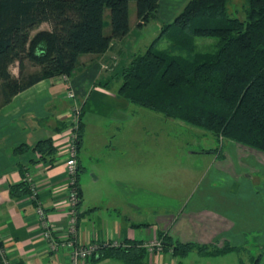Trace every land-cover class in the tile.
<instances>
[{"label": "crops", "instance_id": "1", "mask_svg": "<svg viewBox=\"0 0 264 264\" xmlns=\"http://www.w3.org/2000/svg\"><path fill=\"white\" fill-rule=\"evenodd\" d=\"M183 1L179 0L180 3ZM151 21H155L157 30L161 23L155 19ZM165 22L168 21L162 23ZM134 23L135 15L128 16V33L113 40L104 53L78 56L75 70L66 81L57 77L42 79L0 104V238L4 257L10 264L66 262L64 251L52 253L47 250L35 213L38 203L51 235L56 239L66 237L68 176L64 154L57 151L63 144L62 131L70 105L65 90L69 86L82 102L76 154L78 182L82 165L96 161L100 166L95 160L101 152L99 148L106 145L113 148L112 141H115L113 146L124 147L125 138L128 139L134 108L116 93L119 80L114 69H104L111 61L113 64V60L116 67L127 62L130 56L125 59L121 45L130 42L133 50L136 45L141 48L145 26L136 31ZM102 119H108V122L103 123ZM122 136L125 138L121 144ZM46 138H50L55 147L51 164L38 161L31 150L35 142ZM216 144V149L203 150L212 163L197 179L196 186L186 195L171 196L176 205L156 211L153 224L140 217V204L127 202L124 193H117L120 179H113L115 183L111 182L110 191L94 192L84 208L80 207L83 191L78 183L81 197L77 211L81 214L76 219L75 242L116 245L141 241L146 247L141 264H202V261L227 264L224 257L233 252L214 256L189 252L177 258L169 248L150 245L157 241L156 233L163 231L171 240L217 247L224 243L233 246L246 242L262 244L260 264H264V153L225 139ZM99 169L101 173L103 168ZM96 179L98 175L93 176V180ZM22 181L29 193L11 196L10 187ZM31 188L34 189L33 198ZM111 192L118 194L116 201L110 197ZM149 247L152 248L147 249ZM85 264L124 263L90 255Z\"/></svg>", "mask_w": 264, "mask_h": 264}, {"label": "trees", "instance_id": "2", "mask_svg": "<svg viewBox=\"0 0 264 264\" xmlns=\"http://www.w3.org/2000/svg\"><path fill=\"white\" fill-rule=\"evenodd\" d=\"M129 1L0 0V104L42 79L70 76L78 56L100 55L113 40L123 38L129 31ZM133 1L137 31L156 18L158 0ZM227 3L187 0L170 21L160 24L147 46L119 66L116 93L138 107L202 129L216 143L230 140L264 153V0H243L242 19L229 15ZM41 23L49 28L37 29ZM196 37L214 38L213 49L197 51ZM161 39L167 41L163 49L156 47ZM25 62L38 70L24 74ZM13 63L16 76L9 72ZM79 138L80 123L78 143ZM31 150L38 161L52 163L50 138L38 140ZM76 177L75 172L77 219L81 193ZM16 193H29L23 181L10 187V195ZM156 236L161 249L169 248L177 258L190 251L214 256L244 249L171 240L163 231ZM145 251L141 241H130L97 244L91 255L141 264ZM260 255L250 254L249 264H260ZM237 264L244 262L238 258Z\"/></svg>", "mask_w": 264, "mask_h": 264}, {"label": "rangeland", "instance_id": "3", "mask_svg": "<svg viewBox=\"0 0 264 264\" xmlns=\"http://www.w3.org/2000/svg\"><path fill=\"white\" fill-rule=\"evenodd\" d=\"M184 1L180 3L179 0L174 2L158 0L155 20L159 23L170 21L181 10ZM227 9L231 17L239 19L244 17L243 0H228ZM134 15L135 3L132 0L128 3V16L132 18ZM166 17L169 18L166 19ZM103 20L106 23L103 32L106 33L109 30L107 9L103 12ZM155 24V21H149L142 29L141 48L135 44L133 50L130 42L127 45H121L122 50L126 53L124 54L125 59L131 53L144 48V45H147L155 37L158 31V29L155 30ZM48 28L46 23H41L37 29ZM214 43L215 39L211 37L195 38L197 51H211ZM166 46L165 39L159 40L156 45L159 49ZM111 62L104 70L114 69L113 72H117L119 67L114 68L115 60H113V64ZM37 70V66L28 62L24 63V74ZM9 72L14 76L17 75L16 63L9 66ZM130 106L134 108V111L132 119L129 121L128 139L124 137L125 146L118 148L113 146L115 141H112L114 149H110L108 145L98 149L101 152L96 155L95 160L100 163V166L96 165V161H93L92 164L82 165L84 168L79 170L78 183L83 191L80 207L84 208L86 203L91 201L94 192L110 191L112 189L110 188L111 182L115 183L113 179H120L122 182L117 186V193L119 195L124 193L123 197L127 202L140 204L142 206L140 207V217H143L149 224H153L156 211L176 205V201L170 199L171 196L186 195L196 186L197 179L206 172L208 164L212 163L211 157L204 154L203 150L212 149L217 144L202 129L175 119L165 118L154 111L134 104H130ZM102 120L103 123L108 122V119ZM124 138L122 136L121 144ZM104 160L107 161V164ZM216 163L215 161L214 165ZM99 168H103L101 173L98 171ZM95 175H98V179L93 180ZM117 193L111 192L112 200H117L115 199ZM161 194H165V196ZM243 246L244 249L239 254L231 252L226 255L225 262L237 264V259L241 258L244 264H249V255L259 253L263 245L246 242L243 243ZM202 264L205 262L202 261Z\"/></svg>", "mask_w": 264, "mask_h": 264}, {"label": "built area", "instance_id": "4", "mask_svg": "<svg viewBox=\"0 0 264 264\" xmlns=\"http://www.w3.org/2000/svg\"><path fill=\"white\" fill-rule=\"evenodd\" d=\"M61 81H66L65 75L57 76ZM65 96L70 101L69 112L67 116L66 126L62 131L63 144L57 151L64 154V168L68 176L67 185V235L65 238L56 239L51 235L50 230L47 227L46 220L43 211L38 203L35 206V213L38 217L39 226L42 230V238L47 243V250L52 253H56L59 250L64 251L67 256V260L64 264H85L86 258H88L96 249V243L80 244L74 240L76 232V204L78 202V196L75 186V172H76V154L78 143V130L81 115V100L76 96L74 91L68 86L65 90ZM31 198L34 197V189L31 188ZM154 246H158L157 241L153 243ZM147 249H151L150 247ZM0 259L2 264H10L4 257V249L1 246L0 238Z\"/></svg>", "mask_w": 264, "mask_h": 264}]
</instances>
